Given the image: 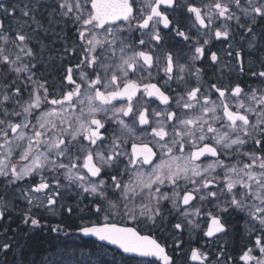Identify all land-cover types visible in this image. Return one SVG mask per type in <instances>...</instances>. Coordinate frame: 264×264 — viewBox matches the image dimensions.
Listing matches in <instances>:
<instances>
[{"label":"snow or ice","instance_id":"snow-or-ice-1","mask_svg":"<svg viewBox=\"0 0 264 264\" xmlns=\"http://www.w3.org/2000/svg\"><path fill=\"white\" fill-rule=\"evenodd\" d=\"M161 25L187 51L166 50ZM233 26L256 49L264 0H0V264H26L17 232L64 238L39 264H107L108 246L137 264H234L239 228V260L264 264V47L259 70L236 51L227 84L205 87L196 63ZM80 237L95 240L66 242Z\"/></svg>","mask_w":264,"mask_h":264},{"label":"flooded vegetation","instance_id":"flooded-vegetation-1","mask_svg":"<svg viewBox=\"0 0 264 264\" xmlns=\"http://www.w3.org/2000/svg\"><path fill=\"white\" fill-rule=\"evenodd\" d=\"M192 2L199 5L202 3H206L207 0H192ZM187 15L188 14H185V18L182 21V24L185 30L189 26V20L187 19ZM177 18L178 17L175 15L170 16V19H177ZM160 27H161L162 35L165 36L166 50L172 51L173 53L180 52V51H187V49L184 48L183 43L180 41V38L174 37V35H169L168 30L163 29L162 25ZM232 31H233V36L230 37L228 41L212 39L210 41V44L206 46V54L203 60L196 62L198 67H201L204 69L203 83L205 87H207L211 83L227 84L230 81L234 82L236 80L237 72L235 70H230L233 68V66L236 65V59H235L236 51H240L241 57L243 58L245 62L246 68L248 66V62L251 60L253 61V64H252L253 68L257 69L256 59L260 55L258 48L261 47L262 43H264V40L257 39V41L255 42L257 44V48L249 49L248 47L249 38L246 36H242L240 30L236 29L235 26H233ZM259 31L260 30L257 29L258 34H259ZM43 39H44V43L46 44L49 43L50 38H43ZM69 39H70V34H69ZM229 44L232 45L231 48H229ZM59 46H60V42H57V47ZM207 49H210L211 51H214L217 53L219 57L218 63L213 64L210 61ZM229 51L233 53V56L227 55V52ZM52 55L54 56L55 53H52ZM48 56H49V53L45 52L44 59H43V66L38 65V67L40 68V71L43 72L45 76L51 81L54 78H58L59 71L57 67L53 66V61H50L48 59ZM56 63H58V61ZM145 82H148V81H145ZM151 82L155 83L157 81L153 80ZM157 103L159 102L157 101ZM153 107H155V105H153ZM129 151H130V145H129ZM86 202L87 201H85V203ZM15 203L16 204H26L23 199H18L15 201ZM51 219H56V218L53 217Z\"/></svg>","mask_w":264,"mask_h":264},{"label":"trees","instance_id":"trees-1","mask_svg":"<svg viewBox=\"0 0 264 264\" xmlns=\"http://www.w3.org/2000/svg\"><path fill=\"white\" fill-rule=\"evenodd\" d=\"M6 3H15L17 0H6ZM10 21H6V23H9ZM261 47H264V43H262ZM260 48V47H259ZM258 48V50H259ZM256 70H259V61L256 59ZM245 81L247 83L253 82L251 79H248L247 76L244 77ZM26 98V97H25ZM74 201L72 199H69V203H73ZM19 210H23L27 207L26 204H16ZM52 223L57 222L56 219H51ZM121 222V221H120ZM123 223V222H121ZM241 224L243 221L240 222ZM17 224H19V219H16V223L12 225V227L15 229ZM12 233H9V237H11ZM33 239L31 241L27 240L22 234L17 232L15 240L18 244L24 245V247L21 249L23 254V259L25 260L26 264H31L32 261H36L37 264H39V261L42 259V257L46 254V250H48L51 246L57 244V243H63L64 238H61L59 241L55 238V234L51 233H41L39 236H37L35 233L31 234ZM253 241L255 237L253 236L251 238ZM94 240L90 238H78L73 240L66 241L69 244H72L76 247H83L85 244H87L89 247H91L92 242ZM193 246H196L195 244ZM245 246L251 247L252 244L249 243V237L242 233L241 229L233 234L232 237L228 238V243L226 245L229 254L232 256L234 264H243L242 261L239 260V256L242 255L243 251L246 250ZM114 250V249H113ZM139 259L135 258L132 259L127 256H123L120 252L114 250L109 257L107 258V264H137V261Z\"/></svg>","mask_w":264,"mask_h":264},{"label":"water","instance_id":"water-1","mask_svg":"<svg viewBox=\"0 0 264 264\" xmlns=\"http://www.w3.org/2000/svg\"><path fill=\"white\" fill-rule=\"evenodd\" d=\"M85 238H92L93 240H95V238H93V237H85ZM109 247H113V248H115V246H109ZM116 250H118V249H116ZM119 252H120V250H118ZM124 255H126V254H124ZM127 256V255H126Z\"/></svg>","mask_w":264,"mask_h":264},{"label":"rangeland","instance_id":"rangeland-1","mask_svg":"<svg viewBox=\"0 0 264 264\" xmlns=\"http://www.w3.org/2000/svg\"><path fill=\"white\" fill-rule=\"evenodd\" d=\"M8 1V0H7ZM121 222H123V221H121ZM124 223V222H123ZM241 229V231H242V233L244 234V230L242 229V228H240Z\"/></svg>","mask_w":264,"mask_h":264}]
</instances>
